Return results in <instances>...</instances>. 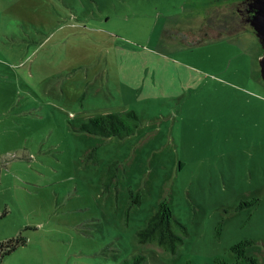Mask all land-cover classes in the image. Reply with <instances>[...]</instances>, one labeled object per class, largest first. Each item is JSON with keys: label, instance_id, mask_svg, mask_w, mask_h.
<instances>
[{"label": "rangeland", "instance_id": "374dc122", "mask_svg": "<svg viewBox=\"0 0 264 264\" xmlns=\"http://www.w3.org/2000/svg\"><path fill=\"white\" fill-rule=\"evenodd\" d=\"M210 1L0 0V241L27 239L2 264L233 262L247 238L264 262L261 41L165 35L240 0ZM125 109L143 119L129 137L79 130ZM129 187L142 201L128 210ZM166 196L190 230L176 253L137 241Z\"/></svg>", "mask_w": 264, "mask_h": 264}, {"label": "trees", "instance_id": "16d2710c", "mask_svg": "<svg viewBox=\"0 0 264 264\" xmlns=\"http://www.w3.org/2000/svg\"><path fill=\"white\" fill-rule=\"evenodd\" d=\"M224 1L229 0H212L210 2L222 3ZM232 1L234 3L238 2ZM221 8L220 6H215L209 9L198 31L168 27L165 29V35L169 39L182 42L185 45H197L206 40L220 38L224 35L235 36L246 32H252L256 35V31L247 21L253 15L249 0H240L236 9L232 8L227 12H221ZM142 122L143 119L136 109H125L89 116L82 121L79 130L107 138L114 136L126 138L135 134ZM97 152V146L88 150L87 160L95 163L97 161ZM120 168V160H113L108 164L104 180L106 190H109L117 181ZM129 192L131 197L128 210L135 205L141 204L142 201V191L140 189L129 187ZM189 236V227L175 216L168 196L161 199L156 211L149 218L147 225L137 231V241L140 244H153L171 253H176ZM26 242L27 239L22 233L0 241V264H2L5 255ZM255 243L254 239H243L231 247V251L235 255L233 262L217 256L214 258L213 264H264L257 256L249 252V247ZM121 264L151 263L145 254L135 253L131 257L124 259Z\"/></svg>", "mask_w": 264, "mask_h": 264}, {"label": "water", "instance_id": "95a60500", "mask_svg": "<svg viewBox=\"0 0 264 264\" xmlns=\"http://www.w3.org/2000/svg\"><path fill=\"white\" fill-rule=\"evenodd\" d=\"M249 5L253 15L247 19L250 25L256 31V35L263 46V53L260 57L261 73L264 79V0H249Z\"/></svg>", "mask_w": 264, "mask_h": 264}, {"label": "crops", "instance_id": "0c3cea01", "mask_svg": "<svg viewBox=\"0 0 264 264\" xmlns=\"http://www.w3.org/2000/svg\"><path fill=\"white\" fill-rule=\"evenodd\" d=\"M246 33H250V32H246Z\"/></svg>", "mask_w": 264, "mask_h": 264}]
</instances>
